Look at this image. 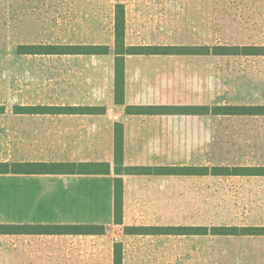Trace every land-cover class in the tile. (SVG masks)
Returning a JSON list of instances; mask_svg holds the SVG:
<instances>
[{
    "label": "rangeland",
    "instance_id": "1",
    "mask_svg": "<svg viewBox=\"0 0 264 264\" xmlns=\"http://www.w3.org/2000/svg\"><path fill=\"white\" fill-rule=\"evenodd\" d=\"M113 1L0 0L2 161L61 159L58 117L18 116L15 111L18 106L59 104L69 92L68 73L60 67L72 62L71 57L24 55L22 47L94 44L102 35L107 39ZM179 1L180 16L172 23L164 16L147 25L161 35L160 42L205 52L208 47H264V0ZM208 62L211 83L208 87L206 81V96L210 90L212 108L264 106V56H211ZM204 124L201 141L181 136L178 152L157 153L155 159L181 167H264V116L212 115ZM155 182L139 184L140 198L129 195L131 226L264 228V177L195 176ZM123 230L113 226L106 237L89 240L83 249L86 258L58 256L50 258L51 263L35 264H113L116 243H122L123 264H264V236H126Z\"/></svg>",
    "mask_w": 264,
    "mask_h": 264
},
{
    "label": "crops",
    "instance_id": "2",
    "mask_svg": "<svg viewBox=\"0 0 264 264\" xmlns=\"http://www.w3.org/2000/svg\"><path fill=\"white\" fill-rule=\"evenodd\" d=\"M113 4L112 31L107 39L102 35L101 42L77 44L108 46L110 53L60 55L72 60L60 67L68 73L65 81L69 92L64 99L59 104L18 106L15 111L18 116L58 117L61 159L49 162L86 163L90 165L87 172L0 174V226L101 225L108 232L116 226L115 180L121 178L124 185L123 225L119 227H132L128 199L130 194H136L137 198L142 196L139 184L156 183L158 178H180L157 175L155 169L181 166L165 165L155 159L156 154L178 152L181 136H197L200 141L205 137L204 122L212 116L210 90L206 96V81L208 87L211 83V64L205 61L210 60V54L189 55L171 50L153 55H124V96L120 100L116 97L117 7L124 8L126 48L174 49L187 46L160 42L161 35L147 25L157 24L158 18L164 16L166 23H172L180 16V1L114 0ZM147 30L152 33L148 35ZM3 115L4 111L0 109V117ZM207 134L211 135L210 128ZM117 137L123 151L119 175L115 163ZM131 168L152 171L127 172ZM146 198L154 199V196ZM100 237L106 235L0 234V264L5 263V257L11 264L51 263L50 258L58 256L86 258L89 256L83 251L86 244Z\"/></svg>",
    "mask_w": 264,
    "mask_h": 264
},
{
    "label": "trees",
    "instance_id": "3",
    "mask_svg": "<svg viewBox=\"0 0 264 264\" xmlns=\"http://www.w3.org/2000/svg\"><path fill=\"white\" fill-rule=\"evenodd\" d=\"M126 24L124 19V8L117 7V19L115 23V52L116 60V97L120 100L124 96V55H153L161 54L171 50L180 54L189 55H212V56H264L263 46H243V47H210L205 50L198 47L163 48V47H127L125 45ZM24 55H108V46L91 45H55V46H23ZM35 111L36 109H30ZM189 112H192L189 110ZM207 112V111H206ZM211 115L215 116H264V106H215L211 109ZM117 137L115 149V163L117 167L123 164V151L118 143ZM90 165L86 163H66V162H11L0 163V174L4 175H44V174H83L87 172ZM108 170V166L104 165ZM106 170V171H107ZM127 172L140 174L141 172H151L150 169L131 168ZM121 169L117 171L119 175ZM157 175H174L179 177H264L263 168H228V167H175L155 169ZM123 179L115 180V225H123ZM107 228L101 225H62V226H0V234H46V235H106ZM126 236H215V237H250L264 236V228H239V227H125ZM122 243L115 244L113 264H123Z\"/></svg>",
    "mask_w": 264,
    "mask_h": 264
}]
</instances>
